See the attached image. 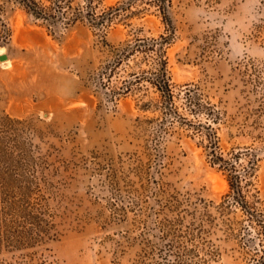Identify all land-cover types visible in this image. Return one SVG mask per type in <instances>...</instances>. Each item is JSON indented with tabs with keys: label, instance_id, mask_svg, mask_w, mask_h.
Listing matches in <instances>:
<instances>
[{
	"label": "rangeland",
	"instance_id": "374dc122",
	"mask_svg": "<svg viewBox=\"0 0 264 264\" xmlns=\"http://www.w3.org/2000/svg\"><path fill=\"white\" fill-rule=\"evenodd\" d=\"M71 7L67 16L80 17L52 26L0 0L9 60L0 62V116L24 121L15 124L26 127L19 143L49 165L41 186L57 232L0 252V264H134L171 239L208 241L218 252L211 264H249L237 234L250 222L221 204L230 173L210 148L234 164L245 198L264 210V0ZM161 36L172 110L135 79L154 71L151 44ZM136 42L145 46L113 65L112 50ZM186 88L202 103L197 113Z\"/></svg>",
	"mask_w": 264,
	"mask_h": 264
},
{
	"label": "trees",
	"instance_id": "16d2710c",
	"mask_svg": "<svg viewBox=\"0 0 264 264\" xmlns=\"http://www.w3.org/2000/svg\"><path fill=\"white\" fill-rule=\"evenodd\" d=\"M5 1L15 3L31 18L42 20L52 26L65 25L80 17L79 14L67 16V10L72 8L71 0H47V4L43 0ZM1 14L0 9V16ZM261 29H264V25L258 26V30ZM1 38H7L6 30L2 32ZM161 40L159 42L153 40L151 44V50L156 56L154 71L150 76L144 73L135 76V79L137 82L147 81L159 93L160 106L172 110L171 106L168 107V104L172 103L173 96L166 60L163 58V46L167 39L161 36ZM142 46L145 44L136 42L115 48L112 50L113 65L121 64ZM125 88L129 89L128 86ZM191 91L193 90L186 88L184 93L188 98L190 111L197 113L201 110L202 103L199 102L196 92L191 93ZM208 115L215 120L212 112ZM15 124L24 126V121L8 115L0 116V252L30 248L57 234L53 222L54 214L46 204L41 186V183L47 184L44 174L49 165L40 158L37 160L28 158V153L17 137L18 132L26 130V127L18 128ZM210 149L213 163H219L220 167L223 166L230 173L227 178L229 192L221 204L225 207L239 208L250 222L239 227L237 234L244 245L250 247L249 264H264V210L249 204L245 198L242 193V179L235 174L234 164L217 154L216 148ZM253 168L251 164L250 174ZM169 228L171 227L166 230L164 228L166 236ZM216 255H218L217 250L206 240L171 239L165 242L161 240L149 250L145 249L134 264H211Z\"/></svg>",
	"mask_w": 264,
	"mask_h": 264
},
{
	"label": "bare ground",
	"instance_id": "6f19581e",
	"mask_svg": "<svg viewBox=\"0 0 264 264\" xmlns=\"http://www.w3.org/2000/svg\"><path fill=\"white\" fill-rule=\"evenodd\" d=\"M3 54H4V48L1 47L0 48V55H3ZM0 62H1V64H7L9 62V60L7 59V57H4V58L1 59Z\"/></svg>",
	"mask_w": 264,
	"mask_h": 264
},
{
	"label": "water",
	"instance_id": "95a60500",
	"mask_svg": "<svg viewBox=\"0 0 264 264\" xmlns=\"http://www.w3.org/2000/svg\"><path fill=\"white\" fill-rule=\"evenodd\" d=\"M4 57H6V55H5V54H3V55H0V59H2V58H4Z\"/></svg>",
	"mask_w": 264,
	"mask_h": 264
}]
</instances>
